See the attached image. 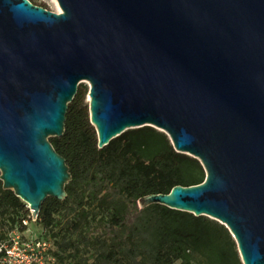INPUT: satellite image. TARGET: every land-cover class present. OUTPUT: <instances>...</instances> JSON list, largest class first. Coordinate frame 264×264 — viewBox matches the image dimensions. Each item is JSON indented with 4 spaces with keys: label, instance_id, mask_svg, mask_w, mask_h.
Returning <instances> with one entry per match:
<instances>
[{
    "label": "water",
    "instance_id": "water-1",
    "mask_svg": "<svg viewBox=\"0 0 264 264\" xmlns=\"http://www.w3.org/2000/svg\"><path fill=\"white\" fill-rule=\"evenodd\" d=\"M0 0V179L36 220L71 180L50 137L86 82L97 147L152 126L204 180L137 200L223 224L264 264V0Z\"/></svg>",
    "mask_w": 264,
    "mask_h": 264
},
{
    "label": "trees",
    "instance_id": "trees-1",
    "mask_svg": "<svg viewBox=\"0 0 264 264\" xmlns=\"http://www.w3.org/2000/svg\"><path fill=\"white\" fill-rule=\"evenodd\" d=\"M85 92L78 88L68 104L63 135L49 138L71 173L66 198L47 197L36 219L50 229L57 216H66L53 233L63 234L55 242L56 259L76 260L83 248L89 257L77 264H242L234 238L218 221L162 204L137 205L144 195L201 183L200 161L177 152L152 126L128 129L98 148ZM29 215L0 179V247L11 231L24 230Z\"/></svg>",
    "mask_w": 264,
    "mask_h": 264
},
{
    "label": "rangeland",
    "instance_id": "rangeland-1",
    "mask_svg": "<svg viewBox=\"0 0 264 264\" xmlns=\"http://www.w3.org/2000/svg\"><path fill=\"white\" fill-rule=\"evenodd\" d=\"M32 3L36 5H40L48 10L54 11V12H61V8L57 2V0H30ZM78 88L85 89V98L88 93V85L86 82H82L78 85ZM26 207L28 208L27 204L25 203ZM29 210V209H28ZM105 215V213L100 212L99 216ZM30 218H26V224H23L25 226L23 231H19L14 229L9 233L8 239L5 240L2 244L10 249L16 254L21 255H27L28 258H33L34 255H32V249L28 247H36V243L38 242H45L48 246V254L43 255L46 262L49 264H77V263H83L84 259L88 258L87 252L80 248V252L78 254V257L76 260L72 258H66L64 262H59L54 252L56 251V241H59L61 236L63 234H60L59 237H54L53 233H56L59 228L65 225V220L67 219L64 214H60L57 216L56 226L52 227L50 229H45L40 224L36 222V220H33L31 217V214L29 215ZM98 216V217H99ZM61 220L59 223L58 221ZM25 249V250H24ZM53 257L52 260H49L48 257Z\"/></svg>",
    "mask_w": 264,
    "mask_h": 264
},
{
    "label": "built area",
    "instance_id": "built-area-1",
    "mask_svg": "<svg viewBox=\"0 0 264 264\" xmlns=\"http://www.w3.org/2000/svg\"><path fill=\"white\" fill-rule=\"evenodd\" d=\"M23 224H26V220L22 221ZM36 247H28L32 249V255H34L33 258H28L27 255H19L16 254L12 251V249L2 245L0 247V251H3V255L0 258V263L1 264H49L46 262L45 258L43 255L46 253L48 254V246L45 242H38L35 245ZM25 250V249H24ZM46 254V255H47ZM53 257L49 256L48 259L52 260Z\"/></svg>",
    "mask_w": 264,
    "mask_h": 264
},
{
    "label": "flooded vegetation",
    "instance_id": "flooded-vegetation-1",
    "mask_svg": "<svg viewBox=\"0 0 264 264\" xmlns=\"http://www.w3.org/2000/svg\"><path fill=\"white\" fill-rule=\"evenodd\" d=\"M40 6V5H39Z\"/></svg>",
    "mask_w": 264,
    "mask_h": 264
}]
</instances>
